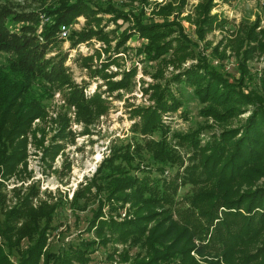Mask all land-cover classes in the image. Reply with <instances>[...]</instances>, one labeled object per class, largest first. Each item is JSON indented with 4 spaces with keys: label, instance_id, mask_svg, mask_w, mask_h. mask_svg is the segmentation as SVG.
<instances>
[{
    "label": "rangeland",
    "instance_id": "rangeland-1",
    "mask_svg": "<svg viewBox=\"0 0 264 264\" xmlns=\"http://www.w3.org/2000/svg\"><path fill=\"white\" fill-rule=\"evenodd\" d=\"M73 1L0 0V8L9 9L3 28L8 34L24 32L41 40L43 25L52 24L56 16L43 9L55 12L54 8ZM83 2L89 14L73 17L63 37L56 29L42 53L45 59L64 56L61 68L67 80L57 84L33 76L30 90L41 101L43 114L29 120L22 161L0 164V264H53L47 256L82 247L83 259L69 264H132L144 259L143 238L120 239L105 228L93 229L109 218L120 221L160 209L154 203L135 208L110 197L107 191L119 183L103 176L111 168L119 177H147L152 184L171 189L173 204L168 209L172 219L177 220L178 228L186 225L192 229L185 218H178L176 209H192L183 197L197 189H211L208 175L195 163L200 151L207 153L220 129L240 122L252 105H244L225 119L203 115L200 107L209 102H200L191 89L184 88L181 106L157 108L158 87L167 81L169 86L178 70L201 64L264 106V0ZM39 8L31 19L19 13ZM95 29L97 33L77 39L81 32ZM153 29L161 31L148 35ZM13 56L0 43V70L8 68ZM125 71H131L125 86L114 88L111 82L120 80ZM72 88L80 90L83 98L96 94L105 100V110L86 126L67 99ZM137 107L141 108L133 115ZM3 111L8 113V107ZM140 114L151 117L152 123L157 121L161 129L156 124L151 134L132 129L133 121L141 126ZM150 137L165 143L164 159L153 158V152L144 149L136 153L135 142ZM126 143L129 151L124 154L130 156V165L117 158L110 160L112 148ZM256 187H264V176L237 189ZM32 211L37 219L28 231L26 216ZM215 221L206 226L210 252L218 253L220 264H234L227 255L224 259L211 239ZM250 252V246L241 250Z\"/></svg>",
    "mask_w": 264,
    "mask_h": 264
},
{
    "label": "trees",
    "instance_id": "trees-1",
    "mask_svg": "<svg viewBox=\"0 0 264 264\" xmlns=\"http://www.w3.org/2000/svg\"><path fill=\"white\" fill-rule=\"evenodd\" d=\"M54 9L55 12H51L49 8L43 9L47 13H56V16L52 24L43 25L39 34L41 40H38L35 34L26 35L24 32H20L19 35L8 34L2 23L9 9L0 8V43L3 49L11 50L14 55L7 63L8 68L0 70L2 165L22 161L29 120L43 114L41 101L30 90L33 76L39 75L57 84L67 80L63 67L61 68L63 55L57 54L50 57L52 59L42 57L47 41L56 32L60 23H68L79 13L87 16L90 11L83 0H76ZM39 10L41 11V8L19 13L24 15V19H31ZM160 31L153 29L148 35H157ZM92 32L97 33V30L81 32L77 39L87 38ZM106 64L108 63L102 65ZM125 72L120 80L111 82L114 88L125 86L131 71ZM170 81L174 85L173 88L171 84L167 85L169 83L167 81V84L157 89L156 101L159 109L172 108L178 104L181 106L183 103L181 95L186 91L184 88L191 89L190 92L200 102H209L208 106L200 107L203 115L225 119L235 116L244 109V105H252L250 112L240 122L220 129L207 147V153L200 151L201 157L195 163L208 175L206 178L211 180L209 182L211 189H197L183 197L188 207L192 209H176L178 218H185L184 222L187 220L192 229H188L186 225L178 228L177 220L172 219L171 210L168 209L173 204L171 194L168 192L171 189L165 190L164 186L157 182L152 184V179L150 181L147 177L142 179L127 175L119 177L116 169L112 168L106 169L107 173L103 175L106 179L119 181L107 191L110 197L132 204L135 208L154 203L160 209L120 221L112 218L98 223L96 221L93 229L105 228L110 235L120 239L131 238L138 241L140 237L143 238L146 244L145 258L132 264H220L218 253L211 254L210 242L205 239L206 226L212 225L216 220L211 239L215 241V246L219 248L224 259L230 257L234 264H264V187L246 191L237 189L240 184H249L264 176V106L255 103L248 94L235 87L233 82L222 79L214 70L211 71L201 64L189 65L183 70H178L172 74ZM67 99L77 108V117L83 120L84 126L99 112L105 110L104 99L96 94L90 99L83 98L77 88L70 90ZM215 106L220 110H216ZM4 107H8V113L3 111ZM140 108L133 109V115L138 113ZM142 114L141 126H138L140 123L136 124V121H133L132 129L150 134L154 131V124L161 129L157 121L152 123L151 117L143 118ZM62 125L65 126V122ZM128 148V143L112 148L110 160L117 158L129 166L131 158L124 154L129 151ZM134 148L136 153L144 149L153 152V158L164 159L161 155L164 154L165 143L160 138L150 137L142 142H135ZM43 151L46 152L44 149ZM199 184L197 180V185ZM118 186L121 187L117 189ZM220 207L222 209H219ZM26 219L29 231V227L36 223L37 213L32 211ZM149 222L153 224L147 227ZM24 228L25 224L23 230ZM248 246L253 252L241 253V250ZM84 253L85 247H82L61 256L49 255L47 260L53 264H69L71 260L81 261Z\"/></svg>",
    "mask_w": 264,
    "mask_h": 264
},
{
    "label": "built area",
    "instance_id": "built-area-1",
    "mask_svg": "<svg viewBox=\"0 0 264 264\" xmlns=\"http://www.w3.org/2000/svg\"><path fill=\"white\" fill-rule=\"evenodd\" d=\"M58 27V35L63 37L67 31V23H60Z\"/></svg>",
    "mask_w": 264,
    "mask_h": 264
}]
</instances>
